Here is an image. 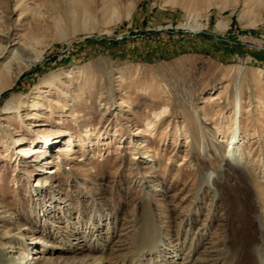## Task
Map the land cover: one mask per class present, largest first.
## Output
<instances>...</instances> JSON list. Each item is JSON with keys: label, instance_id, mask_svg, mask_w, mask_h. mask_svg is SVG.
Instances as JSON below:
<instances>
[{"label": "rangeland", "instance_id": "rangeland-1", "mask_svg": "<svg viewBox=\"0 0 264 264\" xmlns=\"http://www.w3.org/2000/svg\"><path fill=\"white\" fill-rule=\"evenodd\" d=\"M0 57L18 75L0 94V264H225L230 189L264 229L263 0H0ZM238 95L237 159L219 139ZM30 129L73 154L61 140L34 165ZM86 129L103 145L78 147ZM145 204L162 239L138 255Z\"/></svg>", "mask_w": 264, "mask_h": 264}, {"label": "bare ground", "instance_id": "bare-ground-1", "mask_svg": "<svg viewBox=\"0 0 264 264\" xmlns=\"http://www.w3.org/2000/svg\"><path fill=\"white\" fill-rule=\"evenodd\" d=\"M200 1V0H199ZM264 1V0H263ZM186 29L190 30L191 32H196L195 30L198 29L200 26L196 25L195 23H190L187 22L184 26ZM6 30L2 31L4 32V37L6 38L5 40L6 43H8L10 39V31L8 29V26L5 28ZM2 51L9 53V49L7 47H4ZM3 52V53H4ZM3 57H0V59ZM10 65L11 62L8 61L6 62L3 66H0V94L3 90L6 88H9L13 86L16 83V80L18 78L17 74H14L13 72L10 71ZM240 96L238 95L235 97L233 101V119L229 131L228 137H221L219 139V142H226L227 145L230 147L229 150L231 152L232 157H238L241 155V150L238 148L239 147V142L241 141V129H240V122H239V110H240ZM70 105H67L69 107ZM12 109L11 107L7 106L6 110ZM68 110V108L64 109ZM197 111V110H196ZM203 111V110H200ZM168 113V107H163L158 113L154 114V121H150L148 123V130L151 132L154 129V125L156 124L155 122L159 120L161 116L164 114ZM10 117V116H9ZM15 118V117H14ZM14 118H10L13 119ZM19 119V118H17ZM37 126V125H33ZM31 132L34 134L33 135V141L30 142V145L26 147V149H20L19 147L22 146V144L26 143L25 140L26 138L17 135L16 137H11V142L13 146V151H16L18 148L19 150L17 151L21 157L24 159L26 158H33L32 163L34 165L40 164L43 160L46 161V163H50L49 160H47L48 156V149L50 145H53L55 143L59 144L61 140H66L63 145V149L61 148V155H63L64 158L69 157L72 155L74 152V138L72 139V135H68L67 139H59V137H56L54 139L48 138V135H45L44 132L38 131V130H33L30 129ZM62 131H58L57 133H61ZM102 140H99V137L92 139L90 138V132L88 129L83 131V135L79 136V140L77 142L78 147H87L90 145L91 146H98V145H103L101 143ZM76 142V141H75ZM28 144V143H27ZM35 144V146H34ZM42 144V146H37V145ZM75 144V143H74ZM89 144V145H88ZM60 147V146H59ZM76 147V146H75ZM60 149V148H59ZM9 152V148L7 150ZM9 152L7 156L9 155L10 158L14 156V152ZM60 152V150H58ZM76 152V151H75ZM239 155V156H238ZM29 156V157H28ZM149 156L147 153H145V157ZM150 157V156H149ZM58 158V157H57ZM76 158V157H74ZM146 159V158H145ZM49 161V162H48ZM38 183V182H37ZM219 187L217 188V190ZM220 191V190H218ZM264 189L260 190L259 194L264 195ZM229 195L232 196V207L229 205L228 210H226L227 214L229 216H234L238 215V222L237 223H230V230L237 229V235L235 234L234 239L230 241V254L228 255L227 262L225 264H264V253H262V247L264 243V229L261 228V224L259 221L258 217H250L249 215V208L244 204L243 199L239 196L238 192L234 189L229 190ZM149 206L147 207V204H145L142 208L143 211V217L141 220V224H139V239L137 236V252L139 254H149L153 252L158 246V243L162 238H160V233L159 229L154 223L152 214L150 212ZM46 211V210H45ZM233 212V213H232ZM249 216V217H247ZM44 217V216H43ZM20 220H26V217L20 216ZM22 227L19 226L16 229V234L18 231H20ZM82 233H78L80 235ZM19 235V232H18ZM14 236V235H13ZM12 237V236H11ZM10 237V238H11ZM14 238V237H13ZM18 237H15V239ZM84 241V240H83ZM12 244V243H11ZM165 244V243H164ZM23 246V245H22ZM164 246V245H163ZM196 247V246H195ZM194 247V248H195ZM25 249V246H23ZM174 248V247H173ZM77 248H70L67 249L69 252H76ZM178 249V248H177ZM180 249V248H179ZM178 249V250H179ZM157 250V249H156ZM162 250V249H161ZM177 252V251H175ZM159 255V254H158ZM23 259V258H22ZM32 260V259H31ZM62 262L64 264H69V259H63ZM24 264H31L30 261H26ZM36 264V263H32ZM46 264H52V263H46ZM53 264H61L58 262H54ZM72 264V263H71ZM80 264H104V262L101 259H98L96 257H91L89 259L88 263H80ZM182 264V263H181Z\"/></svg>", "mask_w": 264, "mask_h": 264}]
</instances>
